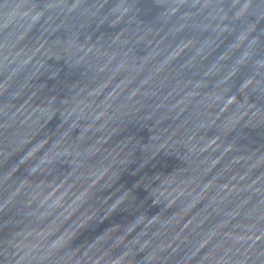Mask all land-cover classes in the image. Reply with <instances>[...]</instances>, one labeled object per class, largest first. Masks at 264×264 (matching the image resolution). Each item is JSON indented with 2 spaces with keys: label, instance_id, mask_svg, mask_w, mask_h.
Wrapping results in <instances>:
<instances>
[{
  "label": "water",
  "instance_id": "water-1",
  "mask_svg": "<svg viewBox=\"0 0 264 264\" xmlns=\"http://www.w3.org/2000/svg\"><path fill=\"white\" fill-rule=\"evenodd\" d=\"M0 264H264V0H0Z\"/></svg>",
  "mask_w": 264,
  "mask_h": 264
}]
</instances>
